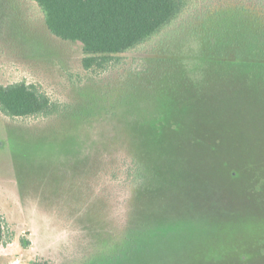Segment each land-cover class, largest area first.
Instances as JSON below:
<instances>
[{"label": "rangeland", "instance_id": "1", "mask_svg": "<svg viewBox=\"0 0 264 264\" xmlns=\"http://www.w3.org/2000/svg\"><path fill=\"white\" fill-rule=\"evenodd\" d=\"M189 1L171 29L216 22L230 63L254 45L255 88L198 42L85 70L31 0H0V85L58 106L0 113L1 264H264V0Z\"/></svg>", "mask_w": 264, "mask_h": 264}, {"label": "trees", "instance_id": "2", "mask_svg": "<svg viewBox=\"0 0 264 264\" xmlns=\"http://www.w3.org/2000/svg\"><path fill=\"white\" fill-rule=\"evenodd\" d=\"M31 1L38 8L52 36L62 41L81 44L85 56L82 59V66L85 70L100 68L114 60L116 56L134 52L154 39L162 46L161 50H164V53L179 52L183 47L192 49L194 46L190 47V45L198 42L195 47L197 52L192 57L200 55V59L207 57L208 60L205 61L208 63L214 61V65L216 62L219 63L218 65L223 64L221 67L224 68L219 70L220 73L224 71L231 73L236 79L248 80L241 85L244 89L256 87L257 74L255 73H257L259 63L254 58L257 51L253 48L254 45L247 46L245 50V54L249 55L248 61L243 60L240 53V56L235 57L238 59L230 63L219 51L215 55V49L221 43L219 40L226 36L223 27L210 25L216 22L206 20L202 25V33L197 37L198 40H196L194 27L171 29L188 10L189 0ZM258 13L261 15L260 23L263 24V9ZM211 37L213 38L209 39ZM187 44L190 45L187 47ZM236 49H238L237 52H241L240 48L236 47ZM181 54L179 52L177 57L181 58ZM177 66L173 69L178 72L179 67ZM219 72L216 71L217 74ZM228 79L224 77L219 80L227 83L230 81ZM57 109L58 106L35 84L22 81L7 86L0 85V113L10 119L49 117L55 114ZM2 238L3 223L0 217V245Z\"/></svg>", "mask_w": 264, "mask_h": 264}, {"label": "built area", "instance_id": "3", "mask_svg": "<svg viewBox=\"0 0 264 264\" xmlns=\"http://www.w3.org/2000/svg\"><path fill=\"white\" fill-rule=\"evenodd\" d=\"M14 264H19V261H15V263Z\"/></svg>", "mask_w": 264, "mask_h": 264}]
</instances>
